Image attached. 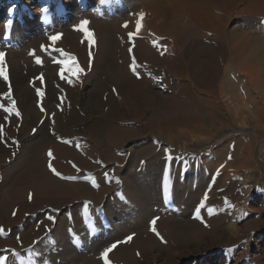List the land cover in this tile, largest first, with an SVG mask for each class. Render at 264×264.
<instances>
[{
    "label": "bare ground",
    "instance_id": "bare-ground-1",
    "mask_svg": "<svg viewBox=\"0 0 264 264\" xmlns=\"http://www.w3.org/2000/svg\"><path fill=\"white\" fill-rule=\"evenodd\" d=\"M81 2L83 1L73 0L59 13L56 12V8L39 10L37 7L32 15L20 13L13 24L6 25L4 24L6 22H1L0 46L4 44L1 39L3 37L4 40L6 35L4 33L7 32L12 33L14 38H20V42H25L10 51L9 60L15 62L12 57L20 56L18 50L31 44L33 40L30 39L29 43L26 41L30 34H33V37L42 34L41 26L45 27L46 23L57 27L64 26L72 15L79 14L78 11L87 6ZM148 4L151 10L146 12V15L142 14L145 16L142 20L144 30L138 31L137 27L133 26L129 31L137 40L133 48L143 61L159 66L164 64L170 69L172 77L163 76L162 82L166 88L178 87L184 100H178L175 111L171 113L167 106L160 114L150 112L144 123L147 132L117 127L108 137L91 133L89 139L74 137L70 145H67L47 133L43 134V131L38 133L40 136L34 138L26 131L21 134L23 128L20 132L24 139L22 161L11 165L10 169L0 167V224L11 226L30 221L26 218L30 208L38 211L36 217L32 218H38V222L34 224L33 221L31 225L28 222L22 233L21 243H3L0 240V249L2 244L4 247L12 245L11 251L21 252L22 257L19 261L9 255L7 264H57L58 262L47 261L46 258L50 255L59 256L61 261H65L64 264H69L67 261L70 258L77 263L84 258L86 263L101 264L94 261L95 255L102 254V250H108L113 245L110 242L114 240L108 243L107 241L118 234H115L118 229L122 230L123 226L126 229L133 228L132 218H137L141 221L140 226L143 223L145 226L146 221L155 212L154 209L169 211L170 206L175 209H194L200 208L198 203L208 205L215 194L201 196L207 188L203 183V172L206 169L205 176L219 175L229 180V189L238 193H241L243 185L264 177V138L257 151L256 146L250 142L238 144L239 137L248 130L246 127L251 125L255 127L257 136H261L260 134L264 136V51L261 54L256 50L247 52L250 38L237 26L228 28L232 14L237 12L241 4H245L246 7L243 13L248 11L264 16V0H151ZM132 5L129 3L130 7ZM167 5L172 7V10H168ZM80 16H84V13ZM118 19L115 18L110 23L94 19L91 27L100 29L114 23L121 24L126 17ZM256 20L254 19V22ZM149 31L155 32L157 34L155 36L159 35L163 39L154 40L152 33L150 35L154 38L148 35ZM212 43L218 44L219 47L213 48ZM73 44L69 47L72 52L77 53L78 50L82 52L83 48L85 49V46ZM17 45L19 46V43ZM62 45L67 44L64 42ZM191 49L195 50L194 54L187 51ZM162 52L165 54L161 57ZM219 60H226L227 65L221 66ZM10 75L14 85V97L19 100L21 108L26 113L24 126L26 129L28 126H35L40 116L32 103L34 99L32 90L26 86L25 76L18 68L12 66ZM69 91L73 93V96L67 95L69 100L74 97V102L78 101L80 90L68 89V94ZM52 93L53 91H50V96ZM66 113L68 114V111ZM29 116H32L33 122L27 126ZM207 117L212 118L211 130L216 131V135L226 129H231V133L223 135L220 139H217L215 134L204 138L202 134L207 128ZM146 133H155L171 143L170 153L173 156L159 160L157 159L159 156L156 155L152 160L142 161L147 157L149 150L146 146H140L130 151V155H133L131 165L119 158L129 141L135 139L137 142L138 137L145 136ZM13 134L15 135L14 132ZM211 140L214 142L210 143V146L197 148L195 145V142ZM235 140L237 147L228 146V142ZM207 150L211 151L217 161L212 167L210 166V163H213L212 156L211 161L205 160L204 152ZM48 153H52L51 159ZM179 156L180 173L174 171L168 176L167 171L163 172L166 163H171L174 161L173 158ZM10 158L12 152L0 146V166ZM139 159L141 161L137 163ZM111 162L122 166L110 169L104 167ZM75 164L77 167H74ZM50 166L52 169L53 167L60 169L65 175L74 174L75 177L77 175L75 168L78 169V175L87 172L95 174L101 177L98 178L101 185H94L89 181H86L89 183H82L79 180L76 181L80 183L62 181L56 176L54 169L50 170ZM79 170L82 173H79ZM115 170L116 174L121 175L118 182L114 178ZM197 175L200 178L196 179ZM258 186L256 188L258 197L254 199L253 204L264 205V182L263 186ZM240 206L238 204L230 210L227 225L222 228V238H219L221 244L231 238L241 241L242 253L237 254V251L233 250L235 252H231L230 259L228 258L231 261L235 260V264L264 263V251L263 254L259 253L261 239L264 237L262 234L264 215L254 206L249 208L251 214L247 215L246 202ZM52 208L66 210L58 220V225L53 227L51 222L54 218L50 214ZM216 209L220 211L219 208ZM97 211L105 216L104 222L97 219ZM209 211L211 217L207 219L217 220L218 217ZM166 220L165 228L174 239L175 247H172L179 253L180 242L190 241L191 238L192 241L195 239L204 241L212 235V232L208 228H203L201 224L191 226L189 223L169 217ZM220 220L221 218L217 222ZM239 221L243 222V225L239 226ZM157 225L161 227L159 223ZM217 227L213 224L209 229L215 230ZM142 228L140 231L134 230L138 232L133 239L135 246L116 249V253H112V258L121 261L128 253L130 258L135 249L147 250L151 243V247L155 244L152 249H158L153 236L142 231L146 230ZM256 232H259L260 236L258 241V238H255ZM241 234L244 236L241 237ZM213 237L216 236L213 234ZM17 245L18 248L15 247ZM103 245L105 247L102 248ZM75 247L78 249L75 250ZM101 257L102 255L98 259L101 260ZM202 261L209 262L206 258H202L200 263Z\"/></svg>",
    "mask_w": 264,
    "mask_h": 264
},
{
    "label": "rangeland",
    "instance_id": "rangeland-1",
    "mask_svg": "<svg viewBox=\"0 0 264 264\" xmlns=\"http://www.w3.org/2000/svg\"><path fill=\"white\" fill-rule=\"evenodd\" d=\"M71 1L0 0V23L6 22L4 23L6 25L13 24L15 19L20 16V13L32 15L38 8L39 10H55L56 8V12L59 13L61 10L63 12V7L66 8L67 3ZM80 1H83L81 4H86L88 6L83 8L82 11L81 9L78 11L80 15L84 13V16L81 17L76 13L70 17L64 26L61 25L60 27L46 23L45 27L41 26L42 34L38 35L39 37H33V34H26V36L29 35V38L26 41L28 43L31 40L33 41L30 45L23 46V49L18 50L20 56L12 57V59H15L17 62L15 60V62L9 60V53L11 50L20 47V43H23L24 41L20 42V38H14L12 33L9 32L4 33V35L6 34L4 40L3 37L1 39L4 44L0 46V54H3L4 61L3 64L0 65V68L6 73L7 80L0 78V146L7 148L12 152V158L5 163H2L0 166L1 169H10L11 165L22 161V158L24 157V139L22 135H20V132L23 128L24 130L21 134L26 131L34 138L38 133L43 131V134L47 133L61 143L67 141L68 143H65L67 145H70L74 137L89 139L91 133H98L97 135L103 134L105 137H108L109 134L112 133V130L117 127L130 130L134 129L135 131L144 130L147 132V127L144 123L146 122V119L149 118L150 112L160 114L164 110V107L167 106L171 113L172 111H175L176 102L180 99L184 100L178 87L166 88L162 82L163 76L165 78H168L167 76L172 77V75L170 76V69H167L164 64L159 66L149 61H143L135 48H133V45H136L135 41L137 40H135L136 36L130 34L129 31H131L133 26L137 27L138 24L139 26L142 25V27H139V30L143 29L144 21L142 23V20L145 19V16L143 15H146V12L151 10L149 7L150 4H148L151 0ZM95 3H98V7ZM129 3L134 6L132 5L130 7ZM167 7L168 10H172V7L168 5ZM244 11H246L245 4H241L238 7L237 12L232 14V21L229 23L228 28L239 27L242 33L247 35L251 40L247 47V52L256 50L261 54L264 51V16L251 14L248 11L247 13H243ZM119 15L121 19L126 17V20L121 24L114 23V25L110 24L106 27H100V29H93L91 27L94 19L110 23L115 18H119L118 20H120ZM141 16H143L142 20L140 19ZM76 17H79L80 19H76ZM254 19L257 20L254 22ZM40 20H42V18ZM85 21H87L86 31L92 33L90 38L86 37L85 32L79 30ZM148 33L147 34L151 38L155 37L154 40L163 39L160 38L159 35L158 37L155 36L157 35L155 32L149 31ZM150 33H152L154 37L150 35ZM53 36H59L60 39L53 42ZM16 42L19 43V46ZM64 42L67 45H62ZM73 43L85 46V49L83 48L82 52L80 50H78L77 53L72 52L69 47L73 46ZM212 46L213 48L219 47V45L215 43H212ZM193 50L191 49L187 51L194 54L195 50ZM61 52H63V55L60 54ZM164 54L165 53L162 52L161 57ZM37 60H39L40 63H37ZM57 61H59V63H57ZM219 62L221 66L227 65L226 60H219ZM12 66L18 68V71L25 76L26 86L32 90L33 93L34 99L32 103L35 106L36 112L40 116V118L37 119L35 126H28V123L33 122V119L31 118L32 116H29L27 119V129L24 126V123L26 122V113L21 108L19 100L14 97V85L12 83V76L10 75ZM133 67H135V72L133 71ZM78 69L79 71H77ZM62 75L63 78H61ZM69 86H71V88H69ZM68 89L74 91L75 89L76 91L80 90L78 93V101L74 102V97L69 100L70 98L67 95L73 96V93L69 91L68 94ZM38 91L41 92L42 95L38 96ZM50 91H53L51 96ZM5 108L10 109L11 114L6 113L4 111ZM41 109H43V111H41ZM67 111L68 114L66 113ZM17 113L19 115H17ZM212 121V118L207 117V128L202 134L204 138L211 134L216 135V131L211 130ZM59 123L61 125L58 126L57 124ZM30 128L31 130H29ZM246 128L248 130L239 137L240 141L238 144L250 142L256 146L257 151L264 136L262 134H260L261 136H257V132L254 131L255 127L253 125ZM231 131V129H226L222 132L219 131L216 137L217 139H220L223 135L230 134ZM71 134L75 136H71ZM30 136L28 137L30 138ZM138 140L139 141L137 142L135 139L129 141L125 145L126 147L122 149L123 154H121L119 158L124 159L126 161L125 163L131 165L133 155H130V151L133 149L135 150L140 146H146L149 150L147 157H144L142 161L152 160L156 155L159 156V158H157L159 160L169 159L173 156L172 153H170V148L172 147L170 145L171 143L166 142L163 137H160L155 133H146L145 136L138 137ZM13 141H15V144L12 143ZM213 142L214 140L203 141L202 143L200 141L199 143L195 142V145L199 148L200 146H210V143ZM238 144L236 140L228 142V146L233 145V147H237ZM70 148L74 149L73 147ZM204 155L206 156V161L210 160L212 156L210 150L204 152ZM173 160L174 161L171 160L172 162L168 160L171 163H166L164 167L163 172L167 171L168 176H171L174 171L180 173L181 156L176 157V159L173 158ZM212 160L213 163H210L211 167L217 163L213 156ZM140 161L141 159L137 160V163ZM121 166L122 165L119 163L111 162L109 165L105 164L104 167L110 169L112 167L115 168ZM74 167H77V164H75ZM53 169L55 170L56 176L62 181L68 183L93 182L94 185H101L98 181V178L101 177H97L95 174L89 173L91 174L89 175L87 172L84 175H78V169L75 168L74 171H77L75 177L74 174L65 175L58 168L53 167ZM206 170L203 172V183L207 188L201 196L205 194V197L206 195L208 197L209 193L215 194V196L213 195L211 200H209L208 205L198 203L199 206L203 204L204 207H194V209H175L170 206V209L167 208L169 211L160 210L156 207L157 209H154L155 212H153L150 218L146 221L145 226L144 223L140 226L141 221L134 217L131 220L133 221L132 227H134L126 229V227L123 226L121 227L122 230L118 229L115 232V234H118L116 236L113 235L114 237L112 236V238L107 241L108 243L114 240L110 242L113 245H111L108 250H102V254L95 255L94 261L96 263L99 261L101 264H178V262L179 264H235V260L231 261L228 260V258L230 259L231 252L237 251V254L242 253V246L240 247L241 241L239 242L236 238H231L225 240L224 243L221 244L219 238H222L223 235L222 228L227 225L226 222H228L230 210H232L233 207H237L238 204L242 207L246 202L247 206H245V211L247 215L251 214L249 208L252 206L258 208V211L264 215V205L253 204L254 199L258 197V191L256 188L258 185V187L263 186L264 177H262V179L259 178L258 181L252 180L249 184L243 185L241 193H238L229 189V180H226L219 175L214 176L209 174L205 176L204 174ZM79 171V173H82L81 170ZM57 172L59 173V176ZM116 173L115 170L114 178L117 182L121 180V175L119 176ZM200 173H202V171ZM195 178H200V176L197 175ZM76 180H79L80 182ZM205 200L206 199H204V201ZM216 208H219L220 211L218 212ZM52 209L54 211H50V214L54 218V221L51 222V226L53 227L58 225V220L62 217V214L66 213V210ZM197 209H199L198 214ZM209 210L218 217L217 220L220 218L221 220L217 222V220H215L216 218L207 219V217H211ZM29 212L30 213L26 214V218L30 221L22 222L21 224L16 223L11 226L0 224V240L3 241V243H21V240H23L22 233L25 231L28 222L29 225H31L33 221L34 224L38 222V218L32 219L36 217L38 211L34 208H30ZM47 212L49 211L47 210ZM96 213L98 214L97 219H99L100 222H104L105 216L100 211H97ZM253 213L257 214L258 212ZM157 215H159L158 218ZM214 215L212 216L214 217ZM167 217L175 218L177 221H183L184 223H189L191 226H198L201 224L203 228H208V230L212 232V235L208 236L209 238H206L204 241L195 239L196 243L194 240L192 241V238L190 241L180 242L181 252L179 253V251H176V249L173 248L175 247L173 246L174 239L171 238L172 235L168 233L167 228H165ZM171 220L170 222H172ZM157 223H159L161 227H158ZM213 224H216L218 227L215 230L209 229ZM238 225H243V222L239 221ZM143 226L144 228H142ZM140 228L146 229L141 230L146 231L153 236L152 238L155 239L158 249H152L155 244L151 247V243L150 248L147 247V250L135 249V252L130 258H128L129 253L125 255V258L121 261L117 258H112V253H116L118 249L122 250L124 247L128 248L129 246H135V244H133V239L138 232L134 230L140 231ZM262 231L263 230L261 229V232ZM213 234L216 237H213ZM262 234L264 235L263 232ZM240 236L243 237L244 234H241ZM129 237H131L130 240ZM259 237V232H256L255 238H258L257 241L260 240ZM11 247L12 245L4 247V244H2V248L0 249V264H7V260L10 259L9 255L15 260L19 261L21 259V252L15 250L11 251ZM15 247L18 248L19 245ZM103 247H105V245H103L102 248ZM76 249H78V247H75V250ZM110 249L111 251H109ZM263 251L264 237L261 239L259 253L263 254ZM106 252L108 253L107 256H105ZM199 252L201 253L199 254ZM101 255V260H99L98 258ZM202 258H206V260L208 259L209 262L202 261V263H200ZM46 259L49 262H58L57 264H64L65 262L61 261L62 259L57 255H50ZM83 259L77 263L76 260L70 258L67 263L89 264ZM261 264L264 263L261 262Z\"/></svg>",
    "mask_w": 264,
    "mask_h": 264
},
{
    "label": "snow or ice",
    "instance_id": "snow-or-ice-1",
    "mask_svg": "<svg viewBox=\"0 0 264 264\" xmlns=\"http://www.w3.org/2000/svg\"><path fill=\"white\" fill-rule=\"evenodd\" d=\"M140 19L142 20V19H143V16H141ZM86 26H87V21L83 22V24L81 25V27H80L79 30L85 32L86 37L90 38V37L92 36V33L86 31ZM139 27H140V26H139V24H138V25H137V30H138V31H139ZM59 39H60L59 36H53V37H52L53 42H55V41H57V40H59ZM60 54L63 55V52H61ZM3 61H4L3 54H0V65L3 64ZM37 63H40V61L37 60ZM57 63H59V61H57ZM77 71H79V69H78ZM133 71L135 72V67H133ZM0 78H3V79H5V80H7V75H6V73L3 71L2 68H0ZM61 78H63V75L61 76ZM138 78H139V77H138ZM37 95L40 96V95H42V93L38 91V92H37ZM4 111H5L6 113L11 114V110L8 109V108H5ZM41 111H43V109H41ZM17 115H19V114L17 113ZM12 143L15 144V141H13ZM64 143H68V142H67V141H64ZM48 156H49V158L51 159V158H52V153H48ZM50 170L54 171V170L51 168V166H50ZM117 182H118V181H117ZM30 199H31V196H30ZM203 207H204V205L201 204V205H200V208H203ZM198 213H199V209H197V214H198ZM197 218H198V215H197ZM130 239H131V237H129V240H130ZM109 251H111V249H110ZM107 255H108V253L106 252V253H105V256H107Z\"/></svg>",
    "mask_w": 264,
    "mask_h": 264
}]
</instances>
